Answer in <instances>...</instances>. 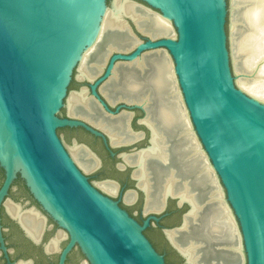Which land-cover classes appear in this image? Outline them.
<instances>
[{
  "label": "water",
  "instance_id": "obj_1",
  "mask_svg": "<svg viewBox=\"0 0 264 264\" xmlns=\"http://www.w3.org/2000/svg\"><path fill=\"white\" fill-rule=\"evenodd\" d=\"M114 1L0 0V206L19 175L41 210L66 234V244L62 248L58 244L55 252L57 264H65L75 248L87 264H165L143 234L150 221L158 223L160 219L150 216L137 223L89 183L57 134L59 129H81L100 139L107 150L132 148V154L151 147V129L141 122L146 117L144 106L130 103L128 96L119 93L114 94L115 99L119 95L124 98L112 103L101 87L118 67L129 69L122 66L160 56L171 64L193 136L236 224L243 264H264V103L235 84L231 0H126L165 16L174 38L150 37L131 18L122 17L124 32L107 31L103 39L120 44L126 37L136 45L108 52L92 81L79 79L80 59L96 44L104 14ZM72 82L84 85L69 90ZM82 88L106 121L130 115L125 125L130 134L134 132L132 118L141 113L137 125L149 132L147 144L136 148L145 138V131L139 129V139L114 146L103 130L71 116L68 98ZM73 145L100 165L88 146L75 140ZM125 167L131 169L134 182L129 191L143 195L144 208L146 194L133 177L136 167ZM168 199L177 200L179 207L188 206L178 227L163 230L166 241L188 264L166 232L182 230L191 205L167 196L162 208L150 213H162ZM198 230L192 228L191 240L196 241ZM0 248L5 252L1 233Z\"/></svg>",
  "mask_w": 264,
  "mask_h": 264
},
{
  "label": "bare ground",
  "instance_id": "obj_2",
  "mask_svg": "<svg viewBox=\"0 0 264 264\" xmlns=\"http://www.w3.org/2000/svg\"><path fill=\"white\" fill-rule=\"evenodd\" d=\"M231 4L232 11L236 12L230 22L235 84L255 101L264 103V0H231ZM122 17L131 18L150 37L174 38L165 16L138 8L126 0H115L113 8L104 14L96 44L80 59L79 79L92 81L102 69L108 52L136 45L126 37L120 44L103 39L107 31L124 32ZM123 67L129 69L118 67L120 69L115 71L113 78L101 87V93L112 103L124 98L119 95L115 99V93L124 94L129 98L127 101L144 106L146 110V117L141 121L151 129L152 145L133 156L123 157L126 164L136 167L133 176L146 194L145 212L159 211L167 196L178 198L179 203L188 202L191 210L185 217L182 230L166 233L188 264L243 263L236 224L216 177L193 136L170 62L160 56H150ZM67 107L71 116L83 118L103 130L114 146L138 139L139 135H131L125 128L130 115L106 121L95 111L83 88L70 95ZM68 149L84 172L96 166V160L85 150L75 145ZM97 185L108 194L115 193L110 184ZM130 199L127 194L126 202ZM6 210L33 241L39 240L44 228L42 217L32 210L20 212L11 204ZM193 227L199 229L194 235L196 241L190 239ZM65 238L62 231L57 232L45 245V251H56L57 245Z\"/></svg>",
  "mask_w": 264,
  "mask_h": 264
},
{
  "label": "flooded vegetation",
  "instance_id": "obj_3",
  "mask_svg": "<svg viewBox=\"0 0 264 264\" xmlns=\"http://www.w3.org/2000/svg\"><path fill=\"white\" fill-rule=\"evenodd\" d=\"M73 84L74 82L70 84L69 89L73 86ZM140 117H142V114L136 112L130 124L132 130L134 131L132 134L134 136L139 135L138 139L140 138V134H138L139 129L145 131V138L135 145L137 149L144 147L149 139V132L143 127H139L137 125V121ZM65 131L71 134H76L73 140H75L78 144L88 146L94 153L93 142L90 143L89 141H86L87 143H80L79 141L89 137L92 141L96 142L99 151H96L95 154L100 160V165L97 166L96 163V166L92 169L95 171L97 170L93 179L98 180L97 184H110L113 186L115 193L111 195L104 192L97 184L94 185L92 180L87 177L89 183L95 186L102 194L117 202L118 206L125 210L127 214L137 223L142 224V222L150 216L159 218L160 220L158 223H154L153 221L149 222V226L143 232L144 236L151 243L155 251L163 256L165 264H184L183 259L166 241L163 230L178 227L182 222L183 216L188 211V206L183 205L182 207H179L177 200L168 199L162 213L155 215L150 212H145V209L143 208V195L138 192V196H135L131 191H129L133 189L134 186V182L131 179L132 171L128 167H125L128 164H126L123 159L124 156H133L138 152L132 154V148L107 150L103 146L100 139L92 137L81 129H65ZM127 132L129 133L128 130ZM76 147L79 148V146ZM109 151H111L114 155L111 156ZM85 173L87 172H84V174ZM2 180L3 172L0 169V186ZM127 194L131 197L129 202H126ZM9 204L17 206L20 212L32 210L42 217L44 228L38 241H33L26 234L20 223L8 214L6 206ZM57 228L56 224L41 210L40 206L29 193V190L23 180L19 177V175H17L15 180L10 185L7 195L0 206V233L5 248V252H3L0 248V264H57L58 255L55 253L57 251V247L56 251L48 252V255L45 253V245L56 236L57 232L61 231ZM65 240L66 239L59 243L60 248L66 244ZM79 257L83 258L80 255L79 250L77 248L72 249L66 257L65 264H78Z\"/></svg>",
  "mask_w": 264,
  "mask_h": 264
},
{
  "label": "rangeland",
  "instance_id": "obj_4",
  "mask_svg": "<svg viewBox=\"0 0 264 264\" xmlns=\"http://www.w3.org/2000/svg\"><path fill=\"white\" fill-rule=\"evenodd\" d=\"M231 8H232V4H231ZM232 9H234V8H232ZM232 9H231V18H232V15H234V14H236V12L235 11H232ZM229 18H230V13H229V15H228V20H229ZM228 20L226 19V22H227V24L229 23L228 22ZM171 26V25H170ZM171 33L174 35V32L172 31V27H171ZM233 59V58H232ZM232 59H230V60H232ZM235 78H236V74H235ZM84 84H81V83H79V84H73V86L69 89V90H75V91H77L80 87H82ZM60 113L62 114V115H64L65 114V112H64V110H61L60 111ZM57 134H58V136L61 138V140L63 141V143L65 144V146L68 148V147H72V141H73V138H75V135L76 134H71V133H68L67 131H65V129H59V130H57ZM86 141H89L90 143H92L93 142V149H94V151H95V153H96V151L98 152L99 151V149H98V146L96 145V142L95 141H92V139H90L89 137L86 139H81L79 142L80 143H87ZM96 173H97V170L95 171V170H92V171H89V172H87V173H85L86 174V176L87 177H89L91 180H92V183L94 184V185H96L97 183H98V180H94L93 179V176H95L96 175ZM58 230H61V229H59V228H57ZM66 241V240H65ZM64 241V242H65ZM63 242V243H64ZM79 262H78V264H87V262H86V260H84V258H80L79 257V260H78ZM243 262V261H242ZM240 264H243V263H240Z\"/></svg>",
  "mask_w": 264,
  "mask_h": 264
},
{
  "label": "trees",
  "instance_id": "obj_5",
  "mask_svg": "<svg viewBox=\"0 0 264 264\" xmlns=\"http://www.w3.org/2000/svg\"><path fill=\"white\" fill-rule=\"evenodd\" d=\"M81 255V254H80ZM82 256V255H81Z\"/></svg>",
  "mask_w": 264,
  "mask_h": 264
}]
</instances>
